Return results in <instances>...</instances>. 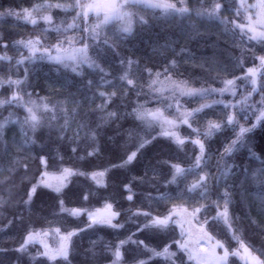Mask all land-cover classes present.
Segmentation results:
<instances>
[{
	"label": "snow or ice",
	"instance_id": "snow-or-ice-1",
	"mask_svg": "<svg viewBox=\"0 0 264 264\" xmlns=\"http://www.w3.org/2000/svg\"><path fill=\"white\" fill-rule=\"evenodd\" d=\"M61 12L72 13L71 22L60 19L57 23ZM146 13H150L147 18ZM5 17H14L16 21L32 26H38L42 21L44 27L40 34L20 39L6 37L0 32V61L7 62L10 72L14 57L8 55V50L19 52L23 48L28 53L27 56L20 53L15 59L12 74L0 75V89L10 92L7 96L0 95V109L8 111L7 116L0 118V153L12 157L8 167L0 169V172L9 173L0 179V184L8 186V198L0 196V207L12 201L13 189L23 186V196L15 204L31 214L37 190L47 188L56 193L55 208L59 213L72 217L86 215L87 222L84 227L62 225L53 228L49 221V227L36 228L29 217L17 212L8 220V225L13 220L18 221L21 240L14 248L0 247V264H24L25 256L32 264L37 257L45 258L41 264H72L77 247L74 237L78 238L86 229L110 228L117 232L124 229L125 222L119 220L121 212L110 196H101L102 207L89 209L65 205L68 194L64 189L73 176L89 177L103 189L111 182L129 193L126 197L129 202L133 201L134 181L137 186L150 189L145 193L149 202L147 210L132 211L136 218L133 221L135 231L129 230L130 234L124 238L117 236L115 242L104 243L100 253L96 251L98 241L91 240V247L85 250V260L81 264H100L101 258L107 259L104 253H110L112 257L108 264H152L156 258H162L166 264H236L232 258H238L243 264H264V234L259 248L247 243L243 226L233 219L230 210L236 184L251 183L259 189V214L264 216V159L249 146L256 130H264V0H199L193 5L188 0H32L28 6L21 4L0 10V18ZM90 17L94 18L92 23H89ZM161 19L169 25L179 21L185 36L188 34L185 21L186 27L197 35L201 33L194 19L218 23L225 32L239 38L236 46L241 48V54L228 64L199 63L202 69L208 63L207 79H203L199 87L190 79H181V61L156 46H153V52L157 54L162 70L157 69L156 63L141 65L139 60L123 54V44ZM70 31L72 35L68 34ZM245 38L258 45L259 51L248 49L243 44ZM177 44L178 40H173L161 48L175 52ZM183 51L181 48L180 52ZM249 54L253 58L252 66L245 68L244 58ZM45 60L57 71L64 69L74 74L73 82L80 84L75 94L69 93L65 100H54L47 95L34 96V92L27 90L39 87L38 83L30 81V74L37 61ZM113 61H118L120 66L115 72L109 70ZM25 64L28 66L23 68L21 76L20 67ZM85 68L90 70L89 76H95L94 79L85 75ZM237 68L242 75L235 74ZM217 79L222 86L215 87L209 82ZM73 82L65 78L61 88H69ZM55 83L47 84L53 92L56 91ZM105 86L113 90L101 91L100 88ZM239 87L245 90L238 94ZM89 92L91 96L87 95ZM225 94L232 99L225 100ZM255 94L259 95V100L254 99ZM76 95H82L88 102V111L75 99ZM97 95L102 103L92 109ZM182 98H196L199 102L195 107H188ZM69 103L73 106L68 107ZM149 104L155 106L149 107ZM218 105L223 109L216 115ZM13 106L23 110L22 118L9 110ZM89 112L97 113L98 120L90 121ZM213 115L216 118H211ZM121 120L127 121L129 126L124 128ZM111 125L116 126V136L135 138V150H124L122 155H117L118 163L110 161L102 170L86 172L65 166L59 150L46 145L32 155L38 134L42 139L45 131L49 139L55 136L53 143L67 140L71 152L76 153L83 131L85 156L95 157L102 153L112 156L116 139L107 135L106 128ZM10 126H18L20 136L19 140L14 136L11 143L7 139ZM182 126L191 131L182 134ZM221 137L220 149L213 152V138L219 140ZM158 138L167 139L169 147L175 145L177 152L191 143L195 147L194 154L188 157L185 153L183 162L146 160L145 153ZM119 147L116 144V148ZM244 147H247L250 159L260 160V167L250 168L243 161L236 163V153ZM30 163L40 166L38 177L30 173ZM138 165H142L143 173L139 176L134 174ZM114 170L124 175L117 176ZM18 173H22L19 185L15 182ZM74 195H81L87 201L89 195H99V190L84 189ZM213 195L218 198L212 199ZM153 202L157 207L152 206ZM210 208L212 212H209ZM248 219L255 223L251 216ZM221 224L230 239L218 238ZM138 233L145 234L146 238L163 239L151 246L139 239ZM50 235L56 237L54 246L48 243ZM231 240L236 241L237 247H231ZM37 243L43 250H37L33 255L30 247ZM145 252L150 255L141 258Z\"/></svg>",
	"mask_w": 264,
	"mask_h": 264
},
{
	"label": "trees",
	"instance_id": "trees-1",
	"mask_svg": "<svg viewBox=\"0 0 264 264\" xmlns=\"http://www.w3.org/2000/svg\"><path fill=\"white\" fill-rule=\"evenodd\" d=\"M30 2H32V0H0V10L6 9L9 6L16 7L21 4L28 6ZM188 2L190 5H193L198 4L199 0H188ZM205 2H207V0H205ZM53 14L56 15V11H54ZM71 14L72 13L65 14L61 12L57 19V23L60 19H68ZM149 14L150 13H146V18ZM194 22L199 26V31L201 34L197 35L190 28H187V21H185V30L188 33L185 36L181 33L179 21L169 25L165 24L161 19L160 21H157L150 29L139 32L138 35L134 36L127 43L123 44L122 52L123 54L139 60L141 65L147 64L151 66L153 63H156L157 69L162 70L159 63L157 62V54L153 52V46H156L159 50L165 51L167 55L181 61V70L183 73V75L180 77L181 79H190L194 82V86L199 87L203 82V79H207L205 72L208 68V63L204 64L203 69L198 66L199 63L203 61H216L222 64H228L233 57L240 56L241 48L236 46L239 43V38L233 37L229 32H225L222 25H219L218 23L207 22L202 19H194ZM43 27V23H40L37 27H35L30 24H24L21 21H16L14 17L0 18V32L4 33L6 37H10L12 39H20L22 37L27 38L29 35L40 34V30ZM108 34L111 35V31H109ZM49 39H51V34H49ZM173 40H178L175 52L169 48H161V46L171 43ZM51 42H54V40ZM243 44L246 45L248 49L255 48L257 51H259V46L254 42H249L246 38L243 41ZM181 48L184 49L183 52H180ZM0 51H2V49H0ZM91 54L94 55V53ZM8 55L17 58L19 53L16 49L10 48L8 50ZM252 62L253 58L249 54L244 58L245 68L252 66ZM256 63H258V61H256ZM14 66L15 63L12 61V72L15 71ZM26 66L28 65L25 64L20 67L21 76L23 75V68ZM119 67L118 61H113V67L109 70L115 72L119 69ZM12 72L9 71V65L7 62L0 61V75L12 74ZM89 72L90 70L85 68V75L88 78L94 79L95 76H89ZM235 74L237 76L242 75L239 68L236 69ZM13 78L17 77L13 75ZM65 78H67L70 82H73L74 74L64 69L57 71V68L52 66L46 60L37 61L34 71H32L30 74V81L38 83L39 87L35 89L28 88L27 90L34 92L35 95H47L54 100H65L69 98V93L75 94L77 92V88L80 87L78 82H73L71 87L61 88V83H63ZM75 81H79V78H75ZM52 82H56L55 92L51 91L47 87V84ZM209 82L213 83V86L215 87L222 86L219 79H217L215 82L209 80ZM100 90L112 91L113 89L107 88L105 86L100 88ZM0 95L7 96L10 95V92H5L4 89H0ZM87 95L91 96L92 93L89 92ZM75 99L81 101V103L84 105L85 111L89 110L88 102L84 100L82 95H76ZM132 99L134 101L135 97L133 96ZM198 102L199 101L196 98H187L183 100V103H185L188 107H195L197 106ZM101 103L102 100L97 95L94 104H91V108L95 109L96 105ZM153 105L154 104H149V107ZM72 106L73 105L71 103L68 104V107ZM222 109V105L216 106L215 114L218 115ZM9 110L16 112L19 116H21V118L24 115L23 110L16 108L15 106ZM7 115L8 111L0 109V118H3ZM216 115H213L211 118H216ZM88 119L90 121H97L98 114L95 112H89ZM120 124L123 125L124 128L129 126L128 122L125 120H121ZM201 125H203V121H201ZM115 127V125L106 126L107 135L115 136L116 144L120 146L119 148H116V144L113 145L115 153L112 156H109L106 153H102L101 155L95 157L85 156L82 150L86 146L83 131L80 133V148L77 149L76 153L71 152L67 140L59 143H53V141H55V136L53 135L52 138L49 139L48 133L45 131L42 139L38 134L37 144L33 146L32 155L35 156V154L39 152L41 146L46 145L52 149L59 150V152L64 156L65 166L77 167L86 172L102 170L109 164L110 161L111 163H118L119 161L117 159V155H122L124 150H135V138L116 136L114 131ZM182 131L188 134L191 130L183 127ZM228 134L230 133H225V135ZM68 135L71 136L72 132L69 131ZM14 136L17 138V140L20 139L18 126H10L7 132V139L9 143L12 142ZM213 139L214 143L212 144V149L213 152H215L217 149H220V144L223 140V137H221L219 140H216L215 138ZM101 143H103V139L101 140ZM249 146L261 156V159H264V130H256V132L252 135L251 144ZM175 148V145L169 147V141L167 139L158 138V140L154 142L145 153V159H151L153 163L159 159H173V162H183L185 153L188 157H191L195 151V147L191 143H187L183 151L180 152H177ZM54 154L55 152L53 151V155ZM80 157H84V159H80ZM11 158V156H5L0 153V169H6ZM235 160L236 163L243 161L245 165L249 166L250 168L260 167V160H252L249 158L247 147L239 149V151L236 153ZM212 164H215V157H213ZM39 167L40 166L36 163H30V173L38 177ZM50 171H54V169H50ZM114 172L117 176L124 175L119 171L114 170ZM134 174L137 176L143 174L142 165H138L136 167ZM7 175H9L7 171L0 172V179ZM20 175H22V173H18L15 177V182L17 185L20 184ZM70 181L71 182L68 184V187L64 189L65 193L68 194L65 198V205L67 207H87L89 209L102 207L104 201L101 199V196H110L113 198L116 209L121 212V216L119 217L120 221L127 220L130 216L133 217L132 211L138 208L147 210V204L149 202L145 199V193L150 191V189L143 185L137 186L135 181L132 185L134 194L132 202H129L126 199L127 195L129 194L126 190L114 186L111 182L109 183V187L107 189H103L99 188V186L95 185V183L89 177L85 176H73L70 178ZM7 188V185L0 184V196H3L5 199L8 198V192L6 191ZM84 189H90L93 192L98 189L99 195H89L87 201H84L81 195H74L81 193ZM13 193L12 201H10L8 205L0 207V247L14 248L18 246L21 240L22 230L19 227L18 221L13 220V223L8 225V220L12 219L17 212H23L26 217H29L31 221L34 222L36 228H40L41 226L45 228L49 227V221L52 222L51 226L53 228L62 225L84 227L85 223L87 222L86 215L72 217L66 213H59L58 209L55 208L56 193L50 189L43 188L37 190V194L33 198L34 203L31 214L27 211H24L22 207L15 204V201L23 196V186L13 189ZM258 195L259 189L255 185L251 183H245L241 185L238 182L236 184L235 190L233 191V201L230 209L233 219L238 224L243 226L242 233L245 241L256 248L261 246L262 234H264V216L259 214ZM217 198L218 197L215 195L212 196V199ZM152 206L157 207L154 202L152 203ZM209 212H212L211 208L209 209ZM249 216L255 220V223L248 219ZM129 230L135 231L133 222H125L124 229L119 230L118 232L110 228L86 229L85 232L80 234L78 238H73L77 247L74 252L75 258L73 259L72 264H81V262L85 260V250L91 247V240L98 241L96 245V251L100 253L103 251L104 243L108 241L115 242L117 236L124 238L126 235L130 234ZM218 231V238L230 239V236L225 233L224 226L222 224L218 226ZM137 236L140 239L145 240V243H149L151 246H156L160 240L163 239L162 237L146 238L145 234L143 233H138ZM50 237H52V235H50ZM100 237H104V239L100 240ZM230 243L232 248L237 247L235 240H231ZM38 249V246L30 247V251L33 255ZM173 250H175V246H173ZM11 255L12 254L10 253V256ZM148 255L150 254L145 252L141 258H147ZM104 257H107V259L101 258L100 264H108V260L112 258L110 253H104ZM232 259L236 260V264H243V262L239 261L238 258ZM23 260L24 264H32L27 256H25ZM43 260H45V258L37 257L34 264H41V261ZM152 264H166V262L162 258H156Z\"/></svg>",
	"mask_w": 264,
	"mask_h": 264
},
{
	"label": "rangeland",
	"instance_id": "rangeland-1",
	"mask_svg": "<svg viewBox=\"0 0 264 264\" xmlns=\"http://www.w3.org/2000/svg\"><path fill=\"white\" fill-rule=\"evenodd\" d=\"M249 2H254V0H249ZM72 15V14H71ZM71 15L68 17V19H66V21L67 22H71V20H70V17H71ZM93 20H94V18H92V17H90L89 18V23H92L93 22ZM22 22V21H21ZM24 23V22H23ZM40 23H43L42 21H40L39 22V24ZM59 23V22H58ZM25 24V23H24ZM38 24V25H39ZM35 27H37V26H35ZM69 35H72L73 33L70 31L69 33H68ZM78 34V33H77ZM19 54L20 53H23V55H25V56H27L28 55V53H27V50L26 49H23V48H21V49H19V52H18ZM17 58H19V55H18V57ZM15 59L16 58H14V60H13V62L15 63ZM240 82L238 81V84H239ZM245 89L243 88V87H239L238 88V94L239 93H242L243 91H244ZM29 91V90H28ZM34 96H35V94H34ZM213 99H218L219 97H212ZM237 99L239 98V95L236 97ZM184 99H187V98H182V101L184 100ZM224 99L225 100H230V99H232V97L231 96H229L228 94H225V97H224ZM254 99L255 100H259V95L258 94H255L254 95ZM155 105H153V106H150V107H154ZM183 127H186L187 128V126H182L181 127V129H180V131H181V133L182 134H187L186 132H183L182 131V128ZM188 129V128H187ZM189 130V129H188ZM94 182V181H93ZM67 214V213H66ZM136 218L133 216L132 217V220H124V221H121V222H133L134 220H135ZM120 220V219H119ZM135 238H137V237H134V239ZM139 238V237H138ZM140 239V238H139ZM48 243H50V244H52L53 246L55 245V243H56V237L55 236H52V237H50L49 236V238H48ZM34 246H38L39 247V249L38 250H43L42 249V246L39 244V243H37L36 245H34ZM33 247V246H32Z\"/></svg>",
	"mask_w": 264,
	"mask_h": 264
}]
</instances>
